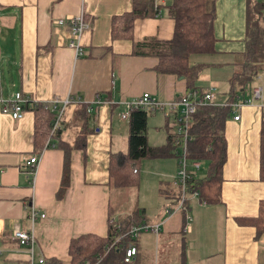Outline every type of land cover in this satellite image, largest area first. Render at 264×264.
Listing matches in <instances>:
<instances>
[{
	"label": "crops",
	"instance_id": "0c3cea01",
	"mask_svg": "<svg viewBox=\"0 0 264 264\" xmlns=\"http://www.w3.org/2000/svg\"><path fill=\"white\" fill-rule=\"evenodd\" d=\"M131 1L0 0V108L14 93L28 102H76L65 107L59 122V140L70 147L66 163L58 149L32 152L30 112L23 111L18 120L0 112V264L27 263L25 249L9 240L15 227L32 233L35 262L67 263L71 239L104 238L109 222L158 226L156 233H140L132 240L136 254L131 263L264 264V233L237 222L254 218L264 201V181L259 178L264 72L238 98L249 99L259 87L261 100L238 109L224 123L225 160L217 203L204 205L188 194L184 209L176 211V160L169 156L141 161L133 186H112L109 157L127 151V120L123 124L117 117L124 112L123 103L142 95L164 103L186 91L183 80L154 71L156 58L132 54L139 44L171 39L173 21L164 12L134 20L130 40L110 38L111 18L129 12ZM213 13L215 53L192 55L188 63L202 67L195 82L198 91L214 88L215 103L222 104L226 95L224 101L217 100V90L226 93L233 65L244 52L245 0H217ZM79 14L87 28L79 39L81 55L75 56L68 46L67 21ZM96 97L105 104L82 112ZM149 115L155 142L146 128L147 145L163 148L172 126L161 113ZM81 134L84 144L77 148ZM34 156L38 160L31 176L25 161ZM200 168L195 178L205 176L206 168ZM152 184L167 202L151 190ZM31 206L45 216L32 226L26 218Z\"/></svg>",
	"mask_w": 264,
	"mask_h": 264
},
{
	"label": "trees",
	"instance_id": "16d2710c",
	"mask_svg": "<svg viewBox=\"0 0 264 264\" xmlns=\"http://www.w3.org/2000/svg\"><path fill=\"white\" fill-rule=\"evenodd\" d=\"M160 12H164L173 21L171 39L161 44H139L132 54L156 58L154 71L157 74L175 76L184 81L186 91L201 92L195 87V82L202 67L189 65L188 58L192 55L215 53L212 32L213 0H132L129 12L111 18L110 38L130 40L134 20L157 16ZM263 12L264 2L245 0L244 52L240 60L234 63L233 72L226 81L225 104H232L241 98L252 88L255 77L264 72ZM21 97L26 99L22 95ZM22 110L32 114V152L37 154L43 149H58L63 153L66 163L70 147L61 143L59 131L55 132L50 138L51 142L45 145L53 117L49 107L45 103L32 101L24 103ZM230 110L228 106H206L197 108L191 116L188 158L203 163L206 174L202 178L187 182L186 194H196L197 200L204 205H212L219 200L221 169L225 160L223 128L225 121L231 117ZM84 111L86 112L85 107L82 109V112ZM147 115L148 113L142 110L129 111L127 151L113 154L108 160V176L114 187L133 186L137 169L144 159L165 156L174 158L175 147L170 137L163 148H151L147 145ZM84 138L81 134L75 147L82 148ZM259 178L264 181V126L259 141ZM237 222L254 227L258 234L264 233V201L259 202L254 218L237 219ZM142 224L145 223H129L124 227L109 222L104 238L82 235L71 239L67 246V263L46 260L43 264H95L97 261L98 264H124L123 252L118 246L129 241V238L123 235ZM116 240L112 248L105 252Z\"/></svg>",
	"mask_w": 264,
	"mask_h": 264
},
{
	"label": "built area",
	"instance_id": "2783aa9c",
	"mask_svg": "<svg viewBox=\"0 0 264 264\" xmlns=\"http://www.w3.org/2000/svg\"><path fill=\"white\" fill-rule=\"evenodd\" d=\"M254 1L264 2V0ZM67 26L69 28L70 38L68 46L73 49L75 56H80L81 48L79 39L83 30L87 28L85 22L83 21L82 15L79 14L77 17L68 19ZM214 95V88H209L206 91L201 92L186 91L182 95L178 96L176 100L164 103L157 101L152 96L142 95L128 102H124V112L118 114V117L121 121L128 119L130 110H142L147 113L158 112L161 113L165 119H169L168 122L170 127L172 126V134H170V137L172 144L175 147L174 158L176 160V172L174 184L178 187L179 195L175 207L176 211L184 209V204L187 200V182L195 179L196 173L201 165L200 162L188 158L187 145L191 141V137L189 136L191 116L195 113L197 108L206 106H228L231 109V114H233L238 109L249 106L254 101L261 100L262 90L259 87H255L252 89L249 99L242 101L237 100L232 104H216ZM26 102H28L27 99H23L19 93H14L10 100L3 102L0 112L2 114L8 115L13 120H18L23 114L22 106ZM74 103L76 102L68 98L63 100L53 99L46 103L53 117L51 120L48 139L46 140L45 145H48L51 142V136L55 132L59 131V122L65 107ZM101 104H105V101L96 97L91 103L84 105L86 108V113H90L93 106ZM232 120L237 121L238 115H233ZM37 160L38 156H34L32 158H28L25 161V167H27L28 173L31 176L33 175ZM193 196L196 197L197 195L193 194ZM167 212H170V210H167ZM26 218L32 226L37 219H44L45 216L31 206L27 208ZM157 231L158 226L156 224H142L133 227L128 231L127 234L123 235V237L127 236L129 241L125 245H121V250L123 252L122 262L124 264H129L134 259L136 249L132 245L133 239H135L140 233H156ZM9 240L15 241L18 246L25 249L28 256L26 264H43L44 261L42 259H38L36 262L33 259L34 240L32 233H28L26 230L15 227L9 236ZM116 242L117 240L108 246L105 252H108ZM95 264H98V261Z\"/></svg>",
	"mask_w": 264,
	"mask_h": 264
},
{
	"label": "rangeland",
	"instance_id": "374dc122",
	"mask_svg": "<svg viewBox=\"0 0 264 264\" xmlns=\"http://www.w3.org/2000/svg\"><path fill=\"white\" fill-rule=\"evenodd\" d=\"M214 1V3L217 1V0H213ZM263 14H264V12H263ZM262 27L264 28V23H262ZM1 32H2V25L0 24V43H1ZM4 86V85H3ZM217 100H221V101H224V99H225V93H224V91H223V89L222 88H219L218 90H217ZM118 114H119V112L117 113V117H118ZM155 116H158V114L157 115H155ZM151 117H153V116H151V115H149L148 116V118H147V125H146V128L148 129V136H149V138H150V141L151 142H155L154 141V136H153V126H152V124H153V119H151ZM118 119H119V117H118ZM119 121L120 122H123V124L125 123V121H121L120 119H119ZM202 165V167H205V165L202 163L201 164ZM201 169V168H200ZM199 171L197 172V176L198 175H200L201 173H199ZM142 180V179H141ZM151 190H153L154 192H156V195H158L159 196V194H158V192H157V189L155 188V185L154 184H152L151 185ZM160 197V196H159ZM161 199H162V202H163V204L165 203V202H167V201H165L164 200V198L161 196L160 197ZM111 199H112V201H113V206H111V208L112 209H114V208H116V205L114 204V201H115V194L114 195H112V197H111ZM116 203V202H115Z\"/></svg>",
	"mask_w": 264,
	"mask_h": 264
}]
</instances>
